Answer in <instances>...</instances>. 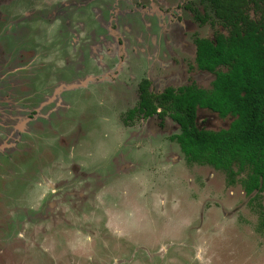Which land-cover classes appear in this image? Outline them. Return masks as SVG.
Masks as SVG:
<instances>
[{
    "label": "rangeland",
    "instance_id": "obj_1",
    "mask_svg": "<svg viewBox=\"0 0 264 264\" xmlns=\"http://www.w3.org/2000/svg\"><path fill=\"white\" fill-rule=\"evenodd\" d=\"M151 5L182 32L154 48L162 73L152 89L209 86L212 76L193 66V37L226 29L202 0H0V264H264V192L242 191L246 172L230 186L189 165L169 140L178 130L169 117L163 127L124 123L160 25L136 9ZM69 24L62 57L55 27ZM123 30L121 67L102 72ZM52 51L64 68L36 72L38 55L49 64ZM199 125L219 121L199 112ZM192 244L197 260L180 249Z\"/></svg>",
    "mask_w": 264,
    "mask_h": 264
},
{
    "label": "trees",
    "instance_id": "obj_2",
    "mask_svg": "<svg viewBox=\"0 0 264 264\" xmlns=\"http://www.w3.org/2000/svg\"><path fill=\"white\" fill-rule=\"evenodd\" d=\"M212 1L217 16L232 26L230 36L219 35L215 45L207 40L198 42L202 65L210 69L220 63L231 65L229 72L217 75L213 92L217 99L188 88L178 96L168 90L162 100L173 101L177 108L175 117L182 128L177 140L188 158L225 168L231 160L247 162L252 172L244 181L245 190H264V14L257 24L245 11L251 1L259 6L264 0ZM146 100L144 97L143 105ZM196 102L238 117L227 130H197L192 124ZM146 107L148 112L154 110L150 103ZM261 220L264 224V211Z\"/></svg>",
    "mask_w": 264,
    "mask_h": 264
},
{
    "label": "flooded vegetation",
    "instance_id": "obj_3",
    "mask_svg": "<svg viewBox=\"0 0 264 264\" xmlns=\"http://www.w3.org/2000/svg\"><path fill=\"white\" fill-rule=\"evenodd\" d=\"M169 0H162V2H168ZM202 2H204V4H207L209 6V8L212 11L213 17L216 18L226 29V32L223 31H216L213 34V37H207V36H194L193 37V47H194V55H193V66L195 67V69L198 72H202V73H206L211 75V80L209 83V86H201L199 84H197L196 82H190V83H186V84H180L178 86H175L173 84H166L164 85L161 89L159 90H153L152 89V79L151 76L155 75V73H157L158 71H161L160 69V64L158 61L159 58L158 56H156L154 54V48L156 47L157 44H164L165 42L167 43V39L169 37H173L176 40H179V38L182 37V32L179 30L178 26L175 25V23L168 17V15H166V13L160 9L158 6H154L151 5L148 8H146V6H142L140 8H137V11L142 10V12H152L157 14L158 20L160 22V25L157 24L156 30L150 32V40H149V44L146 45V50H147V59L149 61V64L147 66V68H145L144 70V75L140 76L139 78H137L134 81V86H133V99H136V104L135 106H133L132 108H130L127 113L125 114L124 117V123H128V119L133 120L136 117L138 118H143V119H148V118H156L158 119V126L159 127H163L164 123H165V119L166 117H169L177 126V131L173 134L169 135V140H171L172 142H174L177 146V148L179 149V152L183 155L185 161L189 164V165H194V166H198L199 168H204L206 170L211 169L213 170V172H221L225 175V179H226V183L228 185H233L237 182V176L242 173V172H246L245 176L243 178H241L240 181V186L242 188V191L246 194V195H250L253 192H264V190H257L254 189L251 192H247L245 190L244 187V181L248 178V175L252 172V165L249 163H241L238 160H231L230 161V165L225 168V167H220L217 166L214 163L211 162H207V161H199V160H193L188 158L187 154L182 150L181 146H180V142L177 140V136L182 132V128H181V123L179 122V120L175 117L176 113H177V108L174 107L173 105V101H165L162 100L163 96L167 93L168 90H171L175 95H180L183 91L187 90L188 88H192L195 89L196 91H203L205 94H208V97H211L213 100L217 99V95H215L213 92L216 88V86L214 85L216 79H217V75L219 73H226L229 72L231 65L229 64H223L220 63L218 65H216L213 69L208 68L205 65H202L199 61L198 58V42L200 40H207L209 42L212 43V45L216 44V40L217 37L223 36L226 38H228L231 34V29L232 26L230 24H228L224 19H222L221 17L217 16L216 14V9L215 6L213 4L212 0H202ZM154 8H156L154 10ZM135 10V11H136ZM132 11V10H131ZM245 11L247 13V15L249 16V18L257 24L261 23V20L263 18V14H264V5L263 4H259V6H255L253 4V2L251 1L249 4L246 5L245 7ZM134 12V11H132ZM256 15V17H253V14ZM195 18L198 20L199 23H204L207 21V17L204 15V17H200L198 15H195ZM119 21L116 20L115 24L118 26ZM71 24V23H70ZM68 25V26H61L60 28L55 27L56 29H58L60 31V38L54 40V43L56 44V42H58L59 45L61 44H66L65 47H63L64 50L59 51L60 52V56L62 57H66V53L65 50L69 47V43L68 41L70 40V37L67 36V33L69 34H73L72 29H70V26L72 25ZM147 25H149V23H146V27ZM84 26V23L81 22L80 26H76L74 29L78 30L79 32L77 34H81L82 36L83 33L81 31V29ZM69 28V29H68ZM126 32H124L123 30V37L120 38V40H117L114 42L117 44H119L120 46L116 47L115 49H112V55L110 54L108 57L105 58V63L104 59L101 61V66H102V72H110L112 75L116 76L117 70L121 67V63L123 62L124 59V46H125V42H126ZM63 34V35H62ZM62 35V37H61ZM65 35V37H64ZM64 37V38H63ZM63 40L62 42L60 41ZM72 39V38H71ZM77 40V39H76ZM36 41V40H35ZM37 41H40L39 39ZM84 40H81V43ZM108 45L110 47H112V45ZM122 45V47H121ZM54 51L51 52V55L48 54L49 56H47V58L49 59V64H45L40 61V56L38 55V60L40 63V67L37 70H39L40 68L46 66L48 68H52L55 69V71H60L62 70L64 67H59L58 70H56L55 66H53V64L51 62H53V57H54ZM111 56H113L111 58ZM111 59H114L112 64H111ZM25 67L27 64H23ZM55 65V64H54ZM111 65V66H110ZM24 67V68H25ZM23 69V68H22ZM21 70V69H19ZM144 97H146V102L145 105H143V100ZM210 99V98H209ZM146 103H150V106H152L154 108L153 111L148 112V109L146 107ZM199 112L201 113H205L208 115H211L213 118H216L219 121V126L217 128H208L205 126H200L199 125ZM32 113H36L35 111H33ZM223 119H221V118ZM238 117L237 114L232 113L231 111L222 113L221 110L218 109H214L213 107H210L209 105H204V104H200L199 102H196L194 104V116L192 118V124L193 126L197 129V130H204V131H213V132H218V131H222V130H227L230 128V126L232 125V123L235 121V119ZM232 174V175H230ZM208 221H212L211 218L208 219ZM263 227L264 224L262 223V220L260 222ZM191 247L193 249V258L196 259L197 256H195V253L197 252V245H186V246H181L180 249L182 248H188ZM201 248V247H200ZM159 249H162V247L159 246ZM202 249V248H201ZM170 246H167L166 248H164V251H169ZM158 252L159 250H152V252ZM198 259V258H197ZM196 259V260H197ZM200 264H203L204 261L198 259L197 260ZM205 263V262H204ZM206 264V263H205Z\"/></svg>",
    "mask_w": 264,
    "mask_h": 264
}]
</instances>
